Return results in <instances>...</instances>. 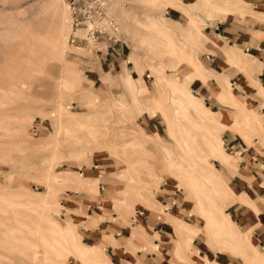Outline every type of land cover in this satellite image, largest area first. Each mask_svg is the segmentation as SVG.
<instances>
[{
	"label": "rangeland",
	"instance_id": "374dc122",
	"mask_svg": "<svg viewBox=\"0 0 264 264\" xmlns=\"http://www.w3.org/2000/svg\"><path fill=\"white\" fill-rule=\"evenodd\" d=\"M91 20L0 0V264H119L118 239L133 264H264V92L222 35L264 40V0H108Z\"/></svg>",
	"mask_w": 264,
	"mask_h": 264
},
{
	"label": "crops",
	"instance_id": "0c3cea01",
	"mask_svg": "<svg viewBox=\"0 0 264 264\" xmlns=\"http://www.w3.org/2000/svg\"><path fill=\"white\" fill-rule=\"evenodd\" d=\"M187 16L189 17V21L192 20L191 14L189 12H186ZM190 25V23H189ZM193 26V24H192ZM191 26V27H192ZM190 28V26H189ZM192 29H188L187 35L190 34V31ZM168 32L171 34V32L168 30ZM185 33V35H186ZM222 35L224 36L225 40L227 43H232L233 46H239L243 49H245L246 51H249L251 53V56L256 60L255 63V69L257 70V74H256V78H257V82L258 85L262 88L263 92H264V40H255V39H251V38H246L243 39L242 38V34H240V31L234 27H228L225 28L224 30H222ZM226 56H228L230 59H233L231 57V53L229 49H224L222 50ZM234 60V59H233ZM236 61V60H235ZM251 69V68H250ZM247 71H251L248 70ZM132 81V78L130 76L126 77V82L129 79ZM220 98L223 99H229L230 96H225L220 94L219 95ZM213 141H215L218 144V140L217 137L209 134V139L206 142L208 149L211 151L214 149V143ZM216 145V144H215ZM220 150V149H219ZM241 208V207H239ZM239 213H241L242 215H244L243 211L238 210ZM257 220L259 221V223L252 229V232L256 235V238L258 239L259 243L261 244V247L264 246V207L262 208L261 212L259 213V216L257 217ZM185 236H182V241L185 239ZM118 246L116 248H113L111 244H106V248H110V253L112 255V258L117 260V263L119 264H133L136 261V258L133 257V254L130 253L128 250L125 249V245L124 243H126L125 241L121 242L119 239L117 240ZM154 245L160 246V242H155L154 240ZM81 258L84 260H89V257H87L84 254H80ZM151 257V256H150ZM149 257V258H150ZM137 261L141 262L142 264H147L148 258H139V260L137 259ZM96 264H101L99 262H97ZM203 264H206L205 262Z\"/></svg>",
	"mask_w": 264,
	"mask_h": 264
},
{
	"label": "built area",
	"instance_id": "2783aa9c",
	"mask_svg": "<svg viewBox=\"0 0 264 264\" xmlns=\"http://www.w3.org/2000/svg\"><path fill=\"white\" fill-rule=\"evenodd\" d=\"M108 0H65L67 8L69 10L70 27H76L84 25L85 23L91 24L92 18L102 21L105 14V5ZM102 29L99 23L87 28L84 38L95 40L94 33H100ZM84 38L82 40H84ZM75 40L72 37L71 43Z\"/></svg>",
	"mask_w": 264,
	"mask_h": 264
}]
</instances>
